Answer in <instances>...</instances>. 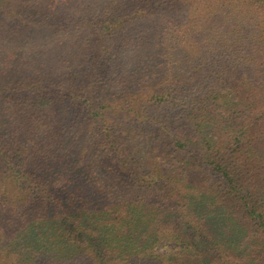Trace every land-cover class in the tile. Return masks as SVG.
Returning a JSON list of instances; mask_svg holds the SVG:
<instances>
[{
  "label": "trees",
  "instance_id": "obj_1",
  "mask_svg": "<svg viewBox=\"0 0 264 264\" xmlns=\"http://www.w3.org/2000/svg\"><path fill=\"white\" fill-rule=\"evenodd\" d=\"M0 264H264V0H0Z\"/></svg>",
  "mask_w": 264,
  "mask_h": 264
}]
</instances>
